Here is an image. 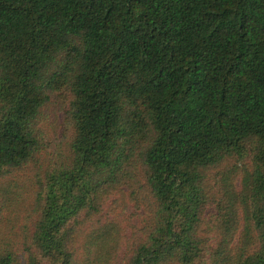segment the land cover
I'll return each instance as SVG.
<instances>
[{"label": "trees", "instance_id": "trees-1", "mask_svg": "<svg viewBox=\"0 0 264 264\" xmlns=\"http://www.w3.org/2000/svg\"><path fill=\"white\" fill-rule=\"evenodd\" d=\"M64 90L74 137L28 233L0 188V264H264V0H0V181Z\"/></svg>", "mask_w": 264, "mask_h": 264}, {"label": "rangeland", "instance_id": "rangeland-1", "mask_svg": "<svg viewBox=\"0 0 264 264\" xmlns=\"http://www.w3.org/2000/svg\"><path fill=\"white\" fill-rule=\"evenodd\" d=\"M60 94L59 99L55 97L51 100L36 123L42 138V146L37 153H35V159L37 160L36 163L31 164L30 166L28 165V168L24 172L18 173L17 171H12L5 177V180L2 179L0 181V188L5 186L8 182L6 184V188L10 189V197H8V200L13 204L10 211V217L13 220L12 223H15V226L18 229H21L25 234L29 231L23 229L24 225H27L28 227L33 225L35 219L40 213L35 200L37 193L41 190V185L44 184L47 175L56 171L55 169L61 163L62 156L67 153L74 137L73 124L70 123L68 119V111L71 109L73 95L71 96L70 92L67 90H64ZM243 162L242 165L250 166L252 163L251 157L244 158ZM42 198L44 203L45 192L42 194ZM117 198L118 195L113 194L105 202L104 211L107 210L105 216L106 214L107 217L120 215V212H115L114 209L109 208L113 203L112 201ZM119 206L123 209L122 212L125 214V217L130 218V221L136 224L137 219L140 216L134 203L126 200L119 203L117 207ZM206 211L208 217H213V214L216 213L212 208L207 209ZM103 215L104 212L99 216ZM88 227L89 225L83 227L79 237L78 247L83 246L86 235L85 230L88 229ZM131 234L132 231L128 227L127 238H125V240H127L126 243L132 242V238H130ZM212 242L213 241H210V244L209 242L206 244V248L208 249L206 251H210L216 247L215 242ZM19 247L23 248V243L19 244ZM125 251L126 249L124 246L122 248L121 258L118 259L117 263H120L122 259H125ZM209 257L210 253L206 252L204 259H202L203 263L201 264H208Z\"/></svg>", "mask_w": 264, "mask_h": 264}]
</instances>
